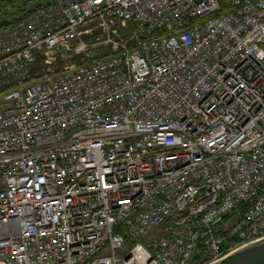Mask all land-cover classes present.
<instances>
[{
	"label": "built area",
	"instance_id": "2783aa9c",
	"mask_svg": "<svg viewBox=\"0 0 264 264\" xmlns=\"http://www.w3.org/2000/svg\"><path fill=\"white\" fill-rule=\"evenodd\" d=\"M92 20L132 44L39 77ZM262 240L264 0H0V264H216Z\"/></svg>",
	"mask_w": 264,
	"mask_h": 264
},
{
	"label": "rangeland",
	"instance_id": "374dc122",
	"mask_svg": "<svg viewBox=\"0 0 264 264\" xmlns=\"http://www.w3.org/2000/svg\"><path fill=\"white\" fill-rule=\"evenodd\" d=\"M107 30L100 26L95 20H92L82 27L69 43L67 49L55 52L53 55L42 58L38 56L35 61V70L40 77L44 74L61 73L67 68L78 66L83 63H89L92 60L100 58L109 45L112 50L114 42L119 41L122 45L132 44L130 37L131 27L122 26L119 23H113ZM121 33V34H120ZM201 261H191L189 264H203Z\"/></svg>",
	"mask_w": 264,
	"mask_h": 264
},
{
	"label": "water",
	"instance_id": "95a60500",
	"mask_svg": "<svg viewBox=\"0 0 264 264\" xmlns=\"http://www.w3.org/2000/svg\"><path fill=\"white\" fill-rule=\"evenodd\" d=\"M216 264H264V240L240 249Z\"/></svg>",
	"mask_w": 264,
	"mask_h": 264
},
{
	"label": "trees",
	"instance_id": "16d2710c",
	"mask_svg": "<svg viewBox=\"0 0 264 264\" xmlns=\"http://www.w3.org/2000/svg\"><path fill=\"white\" fill-rule=\"evenodd\" d=\"M109 47L110 46L108 45L106 51L103 53V55L100 58H107L113 55V52ZM201 259H202V252H198L194 254V257L191 259V261L196 262V261H201Z\"/></svg>",
	"mask_w": 264,
	"mask_h": 264
},
{
	"label": "bare ground",
	"instance_id": "6f19581e",
	"mask_svg": "<svg viewBox=\"0 0 264 264\" xmlns=\"http://www.w3.org/2000/svg\"><path fill=\"white\" fill-rule=\"evenodd\" d=\"M194 257V256H193Z\"/></svg>",
	"mask_w": 264,
	"mask_h": 264
}]
</instances>
